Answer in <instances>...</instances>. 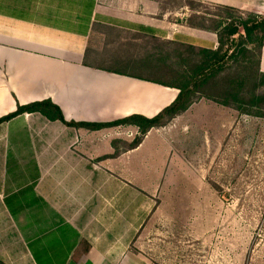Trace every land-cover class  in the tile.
Returning a JSON list of instances; mask_svg holds the SVG:
<instances>
[{
  "label": "crops",
  "instance_id": "obj_1",
  "mask_svg": "<svg viewBox=\"0 0 264 264\" xmlns=\"http://www.w3.org/2000/svg\"><path fill=\"white\" fill-rule=\"evenodd\" d=\"M197 1L264 15V0ZM171 14L157 0H0V118L19 105L46 100L67 122L103 124L132 115L157 116L179 91L117 74L123 70L118 67L135 64L136 52L126 49L134 48L143 34L219 48L216 33L187 25V9L174 20ZM259 62L264 73V46ZM222 114L229 124L225 135L217 133ZM239 117L254 120L202 98L167 126L149 131L136 149L120 146L115 158H107L115 152L114 141L132 142L116 130L127 128L138 135L136 128L73 129L40 114L3 123L0 264H153L142 248L154 237L148 231L153 228L150 219L144 224L141 215L126 227L125 189L135 179H122L124 161L148 143L169 145L175 131L181 129L183 136L195 122L198 134L182 141L181 148L185 155L190 145L196 146L197 164L188 159L187 165L205 177L207 156L214 159L227 137L231 142ZM97 134L107 140L105 147L93 138Z\"/></svg>",
  "mask_w": 264,
  "mask_h": 264
},
{
  "label": "rangeland",
  "instance_id": "obj_2",
  "mask_svg": "<svg viewBox=\"0 0 264 264\" xmlns=\"http://www.w3.org/2000/svg\"><path fill=\"white\" fill-rule=\"evenodd\" d=\"M183 3L169 0V19L181 14ZM207 10L217 12L211 5ZM156 43L143 39L126 51H135V63L141 62L146 70L161 68L158 56L153 57ZM167 59L168 70L161 79L169 77ZM143 67L136 65L131 71L145 73ZM227 119L226 114L219 119L220 135L228 133ZM179 131L169 138V145L156 142L151 147L148 143L124 161L122 179H135L125 189L127 229L141 215L144 224L150 219L148 225L153 228L148 231L154 237L142 248L149 251L153 264H264V120L239 117L231 142L227 137L214 159L207 156L205 177L197 176L196 166L192 171L187 165L188 159L197 164L196 146L190 145L185 155L181 148L182 141L198 134L195 122L183 136ZM116 132L132 141L140 136L127 128ZM93 138L106 146L102 134ZM163 258L166 263L161 262Z\"/></svg>",
  "mask_w": 264,
  "mask_h": 264
},
{
  "label": "trees",
  "instance_id": "obj_3",
  "mask_svg": "<svg viewBox=\"0 0 264 264\" xmlns=\"http://www.w3.org/2000/svg\"><path fill=\"white\" fill-rule=\"evenodd\" d=\"M157 1L163 12L169 9V0ZM206 6L197 0H184L180 9L188 10L186 23L189 27L217 34L219 48L216 51L175 41L163 42L143 34L139 36L141 41L144 39L158 42L153 47L156 51L153 57L158 56L162 67L157 69L149 67L150 69L146 70L144 64L140 62L116 72L179 91L174 102L157 116L149 119L132 115L103 124L67 122L61 110L50 100H46L19 105L17 111L0 118V125L19 116L40 114L49 121H60L76 129L98 131L117 127L136 128L140 136L131 143L119 140L113 142L115 152L107 158H115L120 154L121 147L124 151L136 149L149 131L167 126L202 98L233 109L239 116L264 120V73H261L259 68V56L264 46V15H244L232 9L216 6L212 7L217 12L211 13L207 10L210 5ZM240 29H243V34L240 33ZM167 58L169 77L161 79L163 77L161 74L168 70ZM136 65L143 67L145 73L134 69L131 71Z\"/></svg>",
  "mask_w": 264,
  "mask_h": 264
}]
</instances>
